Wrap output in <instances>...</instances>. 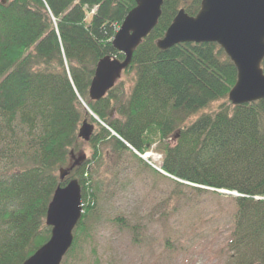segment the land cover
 Wrapping results in <instances>:
<instances>
[{"label": "trees", "instance_id": "trees-1", "mask_svg": "<svg viewBox=\"0 0 264 264\" xmlns=\"http://www.w3.org/2000/svg\"><path fill=\"white\" fill-rule=\"evenodd\" d=\"M200 2L164 0L157 25L123 72L131 76L128 95L118 81L91 101L98 61L124 59L112 40L135 0H0V264H23L48 241V205L70 180L80 185L83 213L61 264L80 249L105 195L90 172L107 143L159 175L126 144L140 155L157 150L161 170L178 187L231 198L223 264H264V100L229 103L236 70L216 44L156 47L177 12L195 16ZM213 103L214 111L195 118ZM85 119L96 126L87 143L92 158L60 180L84 144L77 132ZM114 222L139 245L141 225Z\"/></svg>", "mask_w": 264, "mask_h": 264}, {"label": "rangeland", "instance_id": "rangeland-1", "mask_svg": "<svg viewBox=\"0 0 264 264\" xmlns=\"http://www.w3.org/2000/svg\"><path fill=\"white\" fill-rule=\"evenodd\" d=\"M125 96L131 88V76L122 74ZM213 103L200 111H214ZM89 122V121H88ZM92 124L96 130L95 124ZM69 161L92 158L87 143ZM101 158L92 164L91 177L102 181L104 198L98 216L90 225L88 239L80 243L65 264H223L224 245L231 223L234 202L227 196L192 190L185 184L155 174L129 152L117 154L110 143L100 147ZM153 165H160L157 150H152ZM144 164L146 160H143ZM65 170V169H64ZM235 197V195H233ZM139 224L144 230L139 245L131 242L128 230L115 224ZM169 237L172 248L164 244Z\"/></svg>", "mask_w": 264, "mask_h": 264}, {"label": "water", "instance_id": "water-1", "mask_svg": "<svg viewBox=\"0 0 264 264\" xmlns=\"http://www.w3.org/2000/svg\"><path fill=\"white\" fill-rule=\"evenodd\" d=\"M163 2L135 0V7L128 12L112 40L114 50L123 54L124 59L106 56L98 61L88 89L91 101L104 98L127 70L134 51L157 25ZM182 43H212L224 52L236 70V81L227 97L231 105L264 100L261 68L264 60V0H201L195 16L179 10L156 47L166 51ZM94 130L85 119L77 137L88 143ZM83 159L78 158L68 169H61L60 180H64ZM81 215L80 185L77 180H70L55 190L48 205L45 219L50 228L48 241L23 264H61L73 244V230Z\"/></svg>", "mask_w": 264, "mask_h": 264}, {"label": "bare ground", "instance_id": "bare-ground-1", "mask_svg": "<svg viewBox=\"0 0 264 264\" xmlns=\"http://www.w3.org/2000/svg\"><path fill=\"white\" fill-rule=\"evenodd\" d=\"M148 155H146L145 157H147Z\"/></svg>", "mask_w": 264, "mask_h": 264}, {"label": "built area", "instance_id": "built-area-1", "mask_svg": "<svg viewBox=\"0 0 264 264\" xmlns=\"http://www.w3.org/2000/svg\"><path fill=\"white\" fill-rule=\"evenodd\" d=\"M114 134V133H113ZM115 135V134H114ZM116 136V135H115ZM117 137V136H116Z\"/></svg>", "mask_w": 264, "mask_h": 264}]
</instances>
